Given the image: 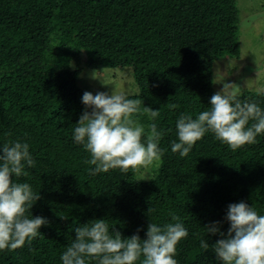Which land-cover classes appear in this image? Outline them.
<instances>
[{"label": "trees", "instance_id": "trees-1", "mask_svg": "<svg viewBox=\"0 0 264 264\" xmlns=\"http://www.w3.org/2000/svg\"><path fill=\"white\" fill-rule=\"evenodd\" d=\"M239 15L237 0H0V264H213L264 231V93L213 92ZM83 60L132 69L138 94L103 114Z\"/></svg>", "mask_w": 264, "mask_h": 264}, {"label": "rangeland", "instance_id": "rangeland-1", "mask_svg": "<svg viewBox=\"0 0 264 264\" xmlns=\"http://www.w3.org/2000/svg\"><path fill=\"white\" fill-rule=\"evenodd\" d=\"M237 7L240 10V53L213 63L212 82L216 95L228 94L223 81L232 86L230 95L233 96L241 92L242 87L264 93V0H237ZM80 66L78 86L88 93L103 114L114 109L116 102L138 94L130 68L97 71L85 67L84 60ZM141 166L145 165L142 163ZM146 171L144 169L142 174ZM215 259L213 264L224 260L229 264H264V231L246 238L242 248L230 247L225 257L216 255Z\"/></svg>", "mask_w": 264, "mask_h": 264}, {"label": "clouds", "instance_id": "clouds-1", "mask_svg": "<svg viewBox=\"0 0 264 264\" xmlns=\"http://www.w3.org/2000/svg\"><path fill=\"white\" fill-rule=\"evenodd\" d=\"M257 234V233H256ZM248 238V237H247ZM245 243V242H244Z\"/></svg>", "mask_w": 264, "mask_h": 264}]
</instances>
